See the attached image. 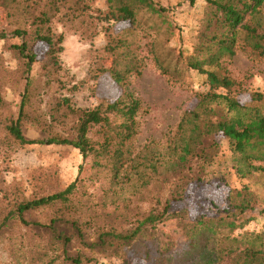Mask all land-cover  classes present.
<instances>
[{
	"label": "trees",
	"instance_id": "16d2710c",
	"mask_svg": "<svg viewBox=\"0 0 264 264\" xmlns=\"http://www.w3.org/2000/svg\"><path fill=\"white\" fill-rule=\"evenodd\" d=\"M70 1L73 4L60 5L62 0H46V7L41 8L42 0H0L8 19L22 17L27 22L32 12L39 10L30 21L32 30L26 27L12 32L22 39L20 44L10 45L19 62L13 71L3 68V77L16 83L21 79L26 82L18 113L5 118L0 113L3 127L0 129L6 131V139L20 144L72 145L84 158L92 156L95 175L101 170L113 183L118 181L121 170L127 165L126 144L136 133L141 101L133 96H122L108 104L81 109L73 107L70 99L64 96L51 107L48 120L39 114V102L43 99L30 77L37 62L32 43L37 41L50 46L48 61L43 66L47 81L54 80L53 73L62 69L59 54L63 50L60 43L64 37L53 32V18L63 11V16L69 19L76 17L73 14L78 11L84 14L90 8L87 4L79 7L76 0ZM80 1L83 0H77ZM207 2L208 20L201 34L199 53L188 57V66L207 76L210 90L199 96L195 108L185 111L177 134L166 148L169 155L163 172L165 176H161L158 167V155L163 153L148 147L144 156H136V205H131L126 197L120 200L122 197L119 198L116 191L112 196L107 192L97 200L81 199L76 193L77 181L62 190L37 197L17 195L13 199L12 194H0V239L11 225L25 228V232H14L15 236L8 237L10 255L20 251L14 264H93L95 258L86 253L87 250L119 257L124 264H130L135 256L146 258L149 264L151 261L153 264H264V233H252L256 240L244 247L218 238L222 228L237 227L236 214L230 212L231 208L244 213L256 207L254 191L248 185L230 189L229 207L219 219L207 214L192 217L187 207L188 185L194 180L205 181L204 171L219 153L221 140L216 138L218 135L228 140L233 170L239 177L264 174V112L258 105L241 104L231 94L236 84L231 76L220 69L207 68L219 67L224 55L235 56L241 39L252 50L264 53V0ZM107 3L108 9L102 12L105 14L101 19L132 24L138 22L145 9L158 15L166 10L157 7L154 0H107ZM7 37V32H0V39ZM116 41L107 48L113 55L124 43L122 38ZM220 88L227 92H218ZM263 99L264 93L254 94V100ZM8 105L0 90V109ZM214 105H224L226 112ZM26 123L36 125L45 135L40 139L27 138L23 130ZM97 125L106 130L99 140L89 136L91 128ZM155 187L159 189L151 197ZM37 212L43 213L44 219L27 218ZM167 221L176 222V234L184 237L186 244L181 249L173 251L156 245L153 248L141 242L148 230L154 232ZM13 239L17 240V245ZM138 244L145 247L141 252L137 251Z\"/></svg>",
	"mask_w": 264,
	"mask_h": 264
},
{
	"label": "rangeland",
	"instance_id": "374dc122",
	"mask_svg": "<svg viewBox=\"0 0 264 264\" xmlns=\"http://www.w3.org/2000/svg\"><path fill=\"white\" fill-rule=\"evenodd\" d=\"M154 2L157 7L166 10L158 15L145 9L139 15L138 22L133 24L101 19L105 14L102 12L108 9L107 0H76L79 7L87 4L90 8L84 14L78 11L73 14L76 17L69 19L63 16V11L56 14L52 30L64 37L60 43L63 50L59 54L62 69L53 73L55 79L51 82L47 81L43 67L48 61L50 46L44 41L32 43L37 62L30 77L41 91L43 102H39V114L43 118L50 120L49 110L57 99L64 96L70 99L73 107L81 109L108 104L122 96H133L141 101L136 116V133L126 144L128 162L121 170L118 181L112 183L111 177L102 174L101 170L95 175L92 156L84 158L80 150L72 145L20 144L6 139V131L0 129V194H12L13 199L17 195L37 197L62 190L77 181L76 193L81 195V199L97 200L107 192L112 196L116 191L117 196L122 197L120 200L126 197L131 205H136V156H144L148 147L163 153L158 155V167L161 176H165L163 172L169 155L166 148L177 134L185 111L195 108L199 96L210 90L207 76L188 66V57H195L199 53L198 46L206 28L209 7L207 0ZM45 3L46 0H42L40 7L45 8ZM67 4H73V1L60 2V5ZM38 14L39 10L33 11L27 22L22 17L8 19L5 8L0 5V32L8 34L6 39H0V90L9 104L0 109L2 118L18 113L26 82L21 79L16 83L3 77V68L13 71L19 62L10 45L20 44L22 39L12 32L16 28L32 30L30 21ZM119 38L124 43L113 55L107 48L115 45ZM236 50L233 57L222 56L219 67L207 68L220 69L231 76L236 82L231 94L241 104L258 105L264 112V99L254 100L256 92L264 93V53L252 50L244 39L240 40ZM218 92L227 91L220 88ZM216 108L226 112L224 105ZM0 128H3L2 125ZM23 130L29 139H40L45 135L31 123H26ZM105 131L97 125L91 128L89 136L99 140ZM219 136H216L221 140L219 153L204 171L207 178L203 179L205 181L194 180L188 185L187 207L192 217L207 214L219 219L222 214L225 215L224 209L229 207L230 189L248 185L254 191L256 207L244 213L231 208L230 212L236 214L237 227L222 228L218 233V238H224L226 243L244 247L256 240L252 233H264V174L239 177L233 170L229 142ZM158 189L153 188L150 196L156 195ZM143 206H147V203H143ZM27 218L44 219L41 212L29 214ZM21 231L25 232V228L14 225L6 228L0 239V264H14V260L17 261L16 255L20 251L13 252L14 256L10 255L8 237ZM177 231L176 222L167 221L154 232L148 230L141 242L145 246L179 250L186 241L181 234H176ZM233 238L234 241L230 243ZM13 242L16 244L17 240L13 239ZM258 242L260 244L261 240ZM144 248L138 244L137 251L141 252ZM133 249L136 252V243ZM86 253L95 258L93 264H124L116 256L100 255L91 250ZM130 264H149V261L135 256Z\"/></svg>",
	"mask_w": 264,
	"mask_h": 264
}]
</instances>
